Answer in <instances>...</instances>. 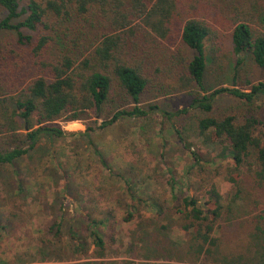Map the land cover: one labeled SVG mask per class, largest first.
Masks as SVG:
<instances>
[{
	"label": "trees",
	"instance_id": "obj_1",
	"mask_svg": "<svg viewBox=\"0 0 264 264\" xmlns=\"http://www.w3.org/2000/svg\"><path fill=\"white\" fill-rule=\"evenodd\" d=\"M229 35L237 65L250 54L264 72V0H0V167L16 166L43 137L64 136L59 120L105 117L109 101L120 105L103 127L146 116L145 93L155 79L169 80L162 92L192 96L178 113H203L201 143L227 160L234 200L245 194L250 211L235 224L229 242L218 237L227 200L213 175L202 182L204 201L187 195L177 205L155 204L157 214L168 210L175 219L162 228L175 225L195 255L193 263L264 264V81L245 79L249 88L221 86L210 93L205 85L206 43L216 67L224 68ZM236 69L235 85L241 77ZM222 94L242 104L215 113ZM188 148L193 164H200L199 151ZM85 220L94 249L71 229L75 259L108 257L103 221L92 214Z\"/></svg>",
	"mask_w": 264,
	"mask_h": 264
},
{
	"label": "rangeland",
	"instance_id": "obj_2",
	"mask_svg": "<svg viewBox=\"0 0 264 264\" xmlns=\"http://www.w3.org/2000/svg\"><path fill=\"white\" fill-rule=\"evenodd\" d=\"M223 52L225 66L220 69L207 41L205 85L209 93L221 86L246 89L245 79L264 81V72L250 54L237 65L231 35ZM236 66L241 76L237 85L233 81ZM162 82L155 79L154 87L144 95L141 105L149 110L146 116L120 118L103 127V119L120 105L109 101L105 117L91 114L81 120H59L64 136L43 137L16 166L0 167L1 260L8 264H85L92 260L102 264H214L192 262L195 255L187 252L188 241L176 235L175 225L162 228L175 220L173 214L168 210L157 214L155 204L177 205L187 195L204 201L202 182L214 175L227 200L220 222L223 230L216 235L228 242L236 233L235 224L250 207L245 194L234 200L236 188L226 178L227 160L201 143L198 119L203 113L195 108L178 113L190 106L192 96L187 91L165 94L161 86L169 80ZM214 104L217 113L241 105L242 100L222 94ZM154 105L157 108L152 109ZM185 143L199 151L200 164H193ZM247 169L245 165V173ZM171 177L175 182H170ZM87 214L103 221L101 229L109 247L106 258L75 259L71 229L91 242L90 252L94 249Z\"/></svg>",
	"mask_w": 264,
	"mask_h": 264
}]
</instances>
